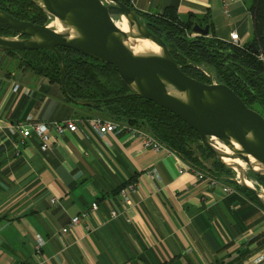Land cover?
<instances>
[{
    "label": "crops",
    "instance_id": "crops-1",
    "mask_svg": "<svg viewBox=\"0 0 264 264\" xmlns=\"http://www.w3.org/2000/svg\"><path fill=\"white\" fill-rule=\"evenodd\" d=\"M128 1L147 14L170 7L181 20L209 16V34L219 40L229 42L233 31L242 46L254 38L253 0L226 9L223 0ZM93 116L0 52V264H264L262 206L226 179L183 169L188 163L166 147L145 149L126 131L91 132L81 122ZM64 120L78 131L52 135L47 152L35 135L22 144L11 129ZM128 182L136 188L125 206L116 192ZM112 209L121 214L111 218Z\"/></svg>",
    "mask_w": 264,
    "mask_h": 264
},
{
    "label": "water",
    "instance_id": "water-1",
    "mask_svg": "<svg viewBox=\"0 0 264 264\" xmlns=\"http://www.w3.org/2000/svg\"><path fill=\"white\" fill-rule=\"evenodd\" d=\"M47 16L44 25L18 20L0 10V24L12 29L16 36L0 35V51L48 50L60 61V86L71 103L92 106L96 100H75L65 88V66L57 47L72 49L91 59L112 65L132 94L168 110L194 130L201 144L236 173L232 165L223 161L226 155L216 149L211 137L229 149L231 158L245 162L252 173L264 176L250 165L257 158L264 169V118L248 108L223 84H207L185 75L170 55L163 40L152 34L135 10L119 0H30ZM58 20L65 31L51 27L50 20ZM124 18L129 26L123 32L115 21ZM209 25L192 24L189 36L205 37ZM128 39L148 40L160 49L159 54L137 55L128 48ZM253 52L257 50L251 43ZM236 146L238 148H236ZM236 175V174H235ZM236 182L256 196L264 205V190L247 186L248 179L240 171ZM250 180V179H248ZM251 181V180H250ZM252 183V182H251Z\"/></svg>",
    "mask_w": 264,
    "mask_h": 264
},
{
    "label": "trees",
    "instance_id": "trees-1",
    "mask_svg": "<svg viewBox=\"0 0 264 264\" xmlns=\"http://www.w3.org/2000/svg\"><path fill=\"white\" fill-rule=\"evenodd\" d=\"M119 1L133 8L128 0ZM0 10L35 25L47 22L45 13L30 0H0ZM134 10L147 29L163 40L185 75L211 84V79L202 72L208 70L217 84L227 86L248 108L264 118V60L259 58V55L264 58V0H253L250 7L254 32L252 43L257 50L255 53L251 43L236 46L210 34L205 37L188 35L194 22L210 25L209 16L199 18L188 15L185 20H181L170 7L165 8L161 14ZM0 35L16 36V33L0 24ZM57 51L64 62L65 88L69 97L75 100H96V104L92 106L78 107L93 112L97 117L148 131L190 166L210 176L226 179L264 209L263 203L256 196L234 181V172L215 159L201 144L194 130L168 110L132 94V90L112 65L91 59L72 49L57 47ZM4 53L16 58L18 66L23 69L60 86V61L53 52L21 50ZM208 158L212 162L207 167L202 160ZM249 178L264 189V176L251 173ZM126 184L117 190L116 195Z\"/></svg>",
    "mask_w": 264,
    "mask_h": 264
},
{
    "label": "built area",
    "instance_id": "built-area-1",
    "mask_svg": "<svg viewBox=\"0 0 264 264\" xmlns=\"http://www.w3.org/2000/svg\"><path fill=\"white\" fill-rule=\"evenodd\" d=\"M236 0H223L224 8L228 7V5ZM226 11V10H225ZM229 41L236 46L240 45L239 37L236 32H231L229 34ZM259 58L261 60H264L262 55H259ZM203 74L207 77H209L208 73L203 70ZM211 84H217L215 81H212ZM16 88V87H15ZM82 125L86 128L88 127L91 132H95L99 135H104L106 133H119V132H129L131 135L139 138L141 140V144L143 148H149L154 151H158L162 148H165L152 134H150L148 131L140 128L130 127L124 124H119L111 120L103 119L97 116L91 117L86 120H82ZM12 131L14 133H18L21 138V143L25 144L29 142L31 135H35L39 140V150L41 152H47L51 149L52 146V135L59 136L65 131L69 132H77L78 127L76 123L72 120H64L60 122H52V123H32L27 122L25 124L20 125H14L11 127ZM17 151V149H16ZM17 153V152H16ZM190 165H185L183 169H190ZM182 170H180L181 172ZM195 175L197 179H203L206 178V176L199 172L195 171ZM148 176L151 178H155V172L154 170H150L148 172ZM208 180L210 182H215L212 178L208 177ZM236 182H239L238 179H236ZM255 187L260 188L261 190H264L259 184L254 182ZM136 188V185L134 183H128L125 186H123L118 193V196L120 197L121 201L123 202V205L128 206L130 205V200L127 196L128 193L134 192ZM226 191L229 193L231 192V189L227 188ZM91 209L95 211L97 209V204L92 203ZM121 212L117 211L116 209H112L110 211V217L115 218L116 216L120 215ZM87 213H83L78 216H74L71 218L70 222L61 229V233H65L68 231L69 228L75 227L79 224L80 220L82 218H86ZM42 243H37L34 247V254L36 256H39L40 250H41Z\"/></svg>",
    "mask_w": 264,
    "mask_h": 264
},
{
    "label": "bare ground",
    "instance_id": "bare-ground-1",
    "mask_svg": "<svg viewBox=\"0 0 264 264\" xmlns=\"http://www.w3.org/2000/svg\"><path fill=\"white\" fill-rule=\"evenodd\" d=\"M115 25L123 32H128L129 30L128 23L124 18H122L120 21H115ZM49 26L56 27L57 30L61 33L65 31V28L63 27V25L54 18H51ZM125 44L128 46L130 50H132L137 55L159 54L160 53V49L148 40L128 39L125 42ZM210 140L215 145L217 150L226 154L222 158L223 161L226 164L232 165L234 167L237 177L239 178L240 171L242 172L245 169V165H246L245 162H243L242 160L238 158H231L230 155L232 154V152L226 147H224L220 142H218L216 138L211 137ZM236 148L238 147L236 146ZM250 165L252 169L256 171L264 170L259 164V161L257 160V158L255 157H252L250 159ZM242 182L246 184L247 186L252 187V183L250 180L245 179ZM261 198L264 200V195H261Z\"/></svg>",
    "mask_w": 264,
    "mask_h": 264
},
{
    "label": "rangeland",
    "instance_id": "rangeland-1",
    "mask_svg": "<svg viewBox=\"0 0 264 264\" xmlns=\"http://www.w3.org/2000/svg\"><path fill=\"white\" fill-rule=\"evenodd\" d=\"M251 34H253V31H251ZM253 37V36H252ZM207 73H208V75H209V77H207V78H209V79H211V81H214L213 80V75H212V73L211 72H209L208 70H205ZM202 162L204 163V164H206L207 166L208 165H210L211 164V162H212V159L211 158H208V159H206V160H202ZM243 172V174L245 175V176H247L248 177V179H250L249 178V176H250V174L252 173V171H251V169L249 168V166L246 164L245 165V169L242 171ZM236 174V173H235ZM234 178H237V174L235 175V177ZM240 174H239V178H238V180H240ZM251 180V179H250ZM251 182H252V184L254 185V181L253 180H251ZM255 186V185H254ZM264 201V200H263Z\"/></svg>",
    "mask_w": 264,
    "mask_h": 264
}]
</instances>
